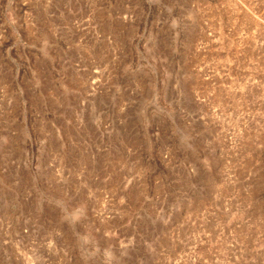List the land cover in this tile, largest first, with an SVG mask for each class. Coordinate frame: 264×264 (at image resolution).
<instances>
[{"label":"rangeland","instance_id":"1","mask_svg":"<svg viewBox=\"0 0 264 264\" xmlns=\"http://www.w3.org/2000/svg\"><path fill=\"white\" fill-rule=\"evenodd\" d=\"M0 264H264V0H0Z\"/></svg>","mask_w":264,"mask_h":264}]
</instances>
